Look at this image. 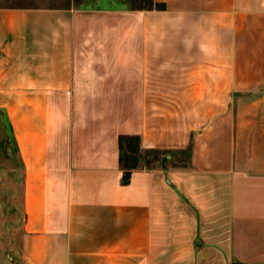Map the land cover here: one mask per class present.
Here are the masks:
<instances>
[{
	"label": "crops",
	"instance_id": "0c3cea01",
	"mask_svg": "<svg viewBox=\"0 0 264 264\" xmlns=\"http://www.w3.org/2000/svg\"><path fill=\"white\" fill-rule=\"evenodd\" d=\"M73 1L0 7L26 263L264 264V0ZM122 135L190 162L124 185Z\"/></svg>",
	"mask_w": 264,
	"mask_h": 264
},
{
	"label": "rangeland",
	"instance_id": "374dc122",
	"mask_svg": "<svg viewBox=\"0 0 264 264\" xmlns=\"http://www.w3.org/2000/svg\"><path fill=\"white\" fill-rule=\"evenodd\" d=\"M72 3L73 0H0V7L61 8ZM110 111L102 109L104 113ZM5 115L6 111L0 109V264H27L24 257L27 235L23 230L24 169L19 161L17 143L15 141L14 145L11 131L4 122ZM9 122L11 124L10 119ZM178 160L180 165H187L185 155L180 154Z\"/></svg>",
	"mask_w": 264,
	"mask_h": 264
},
{
	"label": "trees",
	"instance_id": "16d2710c",
	"mask_svg": "<svg viewBox=\"0 0 264 264\" xmlns=\"http://www.w3.org/2000/svg\"><path fill=\"white\" fill-rule=\"evenodd\" d=\"M79 1V0H76ZM129 7L132 10H164L166 5L163 3L155 2L154 0H127ZM4 122L7 124L11 131L13 143L15 139L13 137L12 126L7 116H4ZM120 161L122 168L124 169V176L122 183L127 185L130 183L131 175L134 170L148 169L153 170L157 168H166L168 164H172L174 161V155L183 154L187 157L189 163L191 159V146L186 150L180 152H174L171 150L162 149H144L141 145V137L138 135H122L120 136ZM17 145V144H16ZM18 153V149H17ZM169 156L171 159H169ZM19 161L23 167L22 159L19 156ZM183 161V160H181Z\"/></svg>",
	"mask_w": 264,
	"mask_h": 264
},
{
	"label": "water",
	"instance_id": "95a60500",
	"mask_svg": "<svg viewBox=\"0 0 264 264\" xmlns=\"http://www.w3.org/2000/svg\"><path fill=\"white\" fill-rule=\"evenodd\" d=\"M169 158H171V157L169 156Z\"/></svg>",
	"mask_w": 264,
	"mask_h": 264
}]
</instances>
